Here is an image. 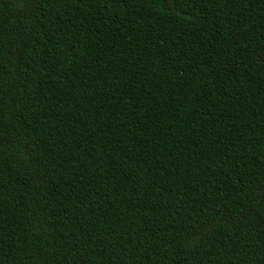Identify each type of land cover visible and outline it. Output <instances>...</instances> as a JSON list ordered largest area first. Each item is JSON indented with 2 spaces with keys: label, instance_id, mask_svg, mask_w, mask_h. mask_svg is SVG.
<instances>
[{
  "label": "trees",
  "instance_id": "1",
  "mask_svg": "<svg viewBox=\"0 0 264 264\" xmlns=\"http://www.w3.org/2000/svg\"><path fill=\"white\" fill-rule=\"evenodd\" d=\"M0 264H264V0H0Z\"/></svg>",
  "mask_w": 264,
  "mask_h": 264
}]
</instances>
